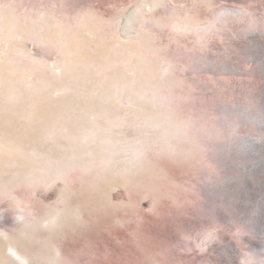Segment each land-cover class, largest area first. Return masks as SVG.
<instances>
[{
    "label": "bare ground",
    "instance_id": "1",
    "mask_svg": "<svg viewBox=\"0 0 264 264\" xmlns=\"http://www.w3.org/2000/svg\"><path fill=\"white\" fill-rule=\"evenodd\" d=\"M262 3L0 0V264H264Z\"/></svg>",
    "mask_w": 264,
    "mask_h": 264
},
{
    "label": "water",
    "instance_id": "2",
    "mask_svg": "<svg viewBox=\"0 0 264 264\" xmlns=\"http://www.w3.org/2000/svg\"><path fill=\"white\" fill-rule=\"evenodd\" d=\"M262 7H263V13H264V3H262ZM51 190H52V188H50V186L44 187L43 189H40L39 196H42V193H44V191H46L45 193L47 194V193H50ZM111 192H113L115 197H117V198L119 197V198L123 199L126 196L125 192L123 193V187L122 186H118V188L116 187V188L111 189ZM110 195H111V193H110ZM139 203H141L142 205L145 203L144 197H141L139 199V202L137 201V205H139ZM6 204H7V206H9V208L11 210L10 212L12 214L10 216V219L12 222H13L14 217H18V215H20V213H22V211H24L23 208H25L23 204L22 205L18 204V205H15L14 207L12 205H10V203H6ZM248 204H249L248 206L254 208L255 204H253V203L252 204L248 203ZM221 210H223L224 216L226 217V223L227 224H231L232 227H234V226L238 227L239 226L237 229H241V232L246 231L245 227H241V223H242V221L240 220L241 217H239V215H237V213L235 214L236 216L232 217L230 215V213L228 212V210L226 209V207H224V208L222 207ZM11 217H13V218H11ZM239 233H240V231L235 230L234 231V238ZM174 245L176 246L175 251L179 254L182 253V256L179 258V260H180L179 264H221L216 258L217 255H215L212 252V250L209 249L207 251L203 248H200V245H199V247H197L198 244L196 243V241L195 240L193 241L192 239L186 238V236L182 237L178 241H174ZM8 253H10V255H7V257L12 258V259H17L20 262V263H17L15 261L16 264H37V263H34V261L31 260L30 258H25L24 256L18 257L19 256L18 254L14 255V253H11V252H8ZM244 255L247 258L246 259L247 261H249L253 258V257H251L250 253L247 254V251H245ZM236 257L241 258L239 253ZM223 259H225V261L227 260L226 258H223ZM143 262H141V264H143ZM155 263L160 264L157 262H155ZM257 264H259V262Z\"/></svg>",
    "mask_w": 264,
    "mask_h": 264
},
{
    "label": "snow or ice",
    "instance_id": "3",
    "mask_svg": "<svg viewBox=\"0 0 264 264\" xmlns=\"http://www.w3.org/2000/svg\"><path fill=\"white\" fill-rule=\"evenodd\" d=\"M17 219L20 220V221H22L24 218H23V216H18ZM50 222H51V223H55V220L53 219V220L50 221ZM213 238H214V232H212V231L206 233V234H205V237H204L205 241H209V240H211V239H213ZM197 247H199V245H197Z\"/></svg>",
    "mask_w": 264,
    "mask_h": 264
}]
</instances>
